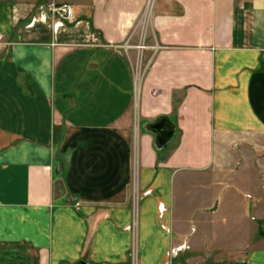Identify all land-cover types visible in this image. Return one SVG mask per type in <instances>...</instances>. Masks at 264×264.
<instances>
[{"label": "crops", "instance_id": "0c3cea01", "mask_svg": "<svg viewBox=\"0 0 264 264\" xmlns=\"http://www.w3.org/2000/svg\"><path fill=\"white\" fill-rule=\"evenodd\" d=\"M0 35V264H264L202 259L247 230L200 191L264 138V0H0Z\"/></svg>", "mask_w": 264, "mask_h": 264}, {"label": "rangeland", "instance_id": "374dc122", "mask_svg": "<svg viewBox=\"0 0 264 264\" xmlns=\"http://www.w3.org/2000/svg\"><path fill=\"white\" fill-rule=\"evenodd\" d=\"M139 46L142 47V45ZM137 62L136 70L140 73L142 69L140 57ZM241 147L242 152L237 151V154L240 155H237L236 164L230 169L215 171L210 180V182L214 181L215 186L204 189L206 183L201 186L200 191L207 193V196L215 195L217 201L221 200L219 205L224 210L218 214L219 219L217 221H221L220 224H223L222 218L224 216L222 214L230 213L227 210L230 207L232 210L230 215H233L232 228L241 225V228L247 230V234L246 236H235L233 234L230 236L228 234L224 239L225 246L232 242L238 252H234V250L231 252L216 251V249L203 253L202 259L208 258L213 261L231 260L244 257V252L255 247L256 244L264 245V138L259 136L254 144L253 141H248ZM239 148L236 146L235 149ZM216 207H218V204ZM245 208L249 209L247 212L248 219L241 215V210Z\"/></svg>", "mask_w": 264, "mask_h": 264}, {"label": "built area", "instance_id": "2783aa9c", "mask_svg": "<svg viewBox=\"0 0 264 264\" xmlns=\"http://www.w3.org/2000/svg\"><path fill=\"white\" fill-rule=\"evenodd\" d=\"M152 0H148L150 5ZM45 12L48 17L61 23H71L73 21V9L69 4L49 3L45 6Z\"/></svg>", "mask_w": 264, "mask_h": 264}, {"label": "water", "instance_id": "95a60500", "mask_svg": "<svg viewBox=\"0 0 264 264\" xmlns=\"http://www.w3.org/2000/svg\"><path fill=\"white\" fill-rule=\"evenodd\" d=\"M146 128L154 132L156 145H164L173 135V125L165 117L158 118L154 123L149 124Z\"/></svg>", "mask_w": 264, "mask_h": 264}]
</instances>
